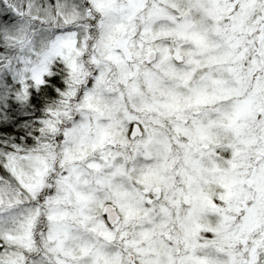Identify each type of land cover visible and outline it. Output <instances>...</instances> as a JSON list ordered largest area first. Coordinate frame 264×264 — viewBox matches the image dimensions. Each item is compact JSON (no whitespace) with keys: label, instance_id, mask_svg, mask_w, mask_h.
<instances>
[{"label":"snow or ice","instance_id":"obj_1","mask_svg":"<svg viewBox=\"0 0 264 264\" xmlns=\"http://www.w3.org/2000/svg\"><path fill=\"white\" fill-rule=\"evenodd\" d=\"M0 264H264V0H0Z\"/></svg>","mask_w":264,"mask_h":264}]
</instances>
